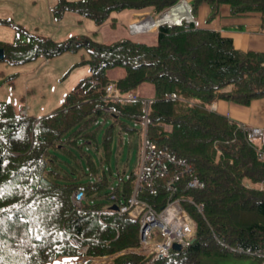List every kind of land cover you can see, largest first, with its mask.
I'll return each instance as SVG.
<instances>
[{
    "label": "trees",
    "instance_id": "1",
    "mask_svg": "<svg viewBox=\"0 0 264 264\" xmlns=\"http://www.w3.org/2000/svg\"><path fill=\"white\" fill-rule=\"evenodd\" d=\"M178 1L58 0L52 11L58 17L76 11L97 25L110 19L115 26L116 11L153 6L162 12ZM202 2L211 5L208 20L222 3L233 14L259 11L264 30V0H192V13ZM152 19L144 18L139 29ZM16 27L26 40L0 41L5 58L23 62L86 44L90 74L55 111L40 117L19 114L10 101H0V264H202L204 254L253 255L264 264V187L243 183L264 182V142L248 139L237 121L211 108L217 99L248 105L264 97L263 51L236 48L231 37L184 20L159 24L154 44L128 37L106 43L88 34L56 40ZM111 67L123 68L116 80L119 99L106 97L102 87L111 81ZM146 83L154 91L148 104L145 95L126 98ZM131 120L142 124L155 145L150 162L161 156L168 168L154 179V192L145 185L136 197L160 210L172 192L195 223L181 248L154 259L138 250L139 219L107 202L128 203L134 193L138 166L125 170L130 176L110 189L115 172H124L116 166L113 129L134 132ZM107 121L112 124L103 131L102 146L98 126ZM75 147L86 155V166ZM180 161L192 170L169 185ZM194 177L200 186H189ZM76 189L85 192L80 206L73 201ZM95 257L106 258L94 262Z\"/></svg>",
    "mask_w": 264,
    "mask_h": 264
},
{
    "label": "rangeland",
    "instance_id": "2",
    "mask_svg": "<svg viewBox=\"0 0 264 264\" xmlns=\"http://www.w3.org/2000/svg\"><path fill=\"white\" fill-rule=\"evenodd\" d=\"M162 13L163 11L154 13L157 14L156 19L153 17L152 21H150L152 23L150 27L155 26L159 22L157 21V17ZM40 16L42 19L41 25L37 22V18ZM193 16H197L196 12L193 13ZM0 19V41L26 40V35L23 31L16 27L19 24L30 32L45 33L56 38L59 31H54V29L60 26L63 21L62 17L55 15L46 0H0ZM142 22L143 20L136 19L133 21L132 27L142 32L149 31L148 28L139 29V25ZM46 26L49 29H46ZM151 30H155V28ZM128 31L132 37H136L142 33L140 31H137V33H132V30ZM81 32H87L94 39L101 40L100 34L97 35L89 31L85 23H81ZM69 36L72 35H62L61 39ZM88 57L89 50L86 44L80 45L74 50L64 51L56 56L48 57L41 54L34 59L23 62H12L4 57L0 59V101H10L15 111L19 114L22 113L21 109L24 107L28 115L40 117L49 114L62 104L67 93L74 88L82 77L90 74L89 64L84 60ZM107 72L112 77L110 80L117 83V79L113 77L118 73H123V68L111 67L107 69ZM136 91L139 95H145L147 99L154 95L153 86L149 83H146L145 87H138ZM130 123H134L137 130L134 132L120 131L117 125L113 129L114 140L112 141V146L113 150L116 149L114 157L117 162L116 166L118 169L124 171L136 168L137 166L140 168L143 158V126L138 121L131 120ZM111 124V121H107L103 125L98 126L101 144L103 131ZM241 124L245 123L241 122ZM91 151L94 152V150ZM73 152L80 157L82 165L86 166V155L82 154L81 150L77 147H75ZM87 152L90 151L87 150ZM220 152L221 150L217 149V153ZM113 165V168H116L115 161H113ZM243 183L253 188L264 187V182L253 183L243 180ZM116 185V177H114L110 184V189L112 190V187ZM107 202H109V205L117 203V201L108 199ZM157 230L155 228L153 232ZM105 258L95 257L94 262ZM201 261L202 264H258L253 255L222 256L218 254H204Z\"/></svg>",
    "mask_w": 264,
    "mask_h": 264
},
{
    "label": "crops",
    "instance_id": "3",
    "mask_svg": "<svg viewBox=\"0 0 264 264\" xmlns=\"http://www.w3.org/2000/svg\"><path fill=\"white\" fill-rule=\"evenodd\" d=\"M46 1L50 4L52 10V6L58 0ZM189 1L191 3L192 0ZM179 11V14L189 16L186 7L181 5ZM175 12H177V10ZM211 12V5L207 2H202L196 11L197 16L194 17L195 24L218 30L222 35L231 37L236 48L264 52V30H261L260 28L261 16L259 11L233 14L231 12L230 4L222 3L219 12L211 20H208ZM154 13H156V11L153 6L116 11L112 14V16L116 17V25L112 26L113 24L110 19L106 20L101 25H97L93 19L76 11L67 10L62 15V24L54 29V31H59V33L56 38H53L56 40H63L61 39L62 35L71 34L76 37H81L82 35L88 34L87 32H81V23H85L89 31L96 32L97 35L100 34V39L106 43H110L121 37H128L136 41L154 44L157 42V28L151 30L156 27V25L150 27L152 24L151 22L147 25L149 31H144L136 37H132L128 31L129 23L146 16H156L157 14ZM37 19V22L41 25V16ZM46 29H49V27L46 26ZM131 30L132 33H134L133 31H136L133 27ZM119 74L120 73L116 74L113 78L117 79L122 73ZM211 107H215L218 112L227 115L237 122H243L248 126L264 125V97L253 99L248 105L240 104L228 99H217L211 104ZM218 154L219 153H217V155ZM216 158H218V156H216Z\"/></svg>",
    "mask_w": 264,
    "mask_h": 264
},
{
    "label": "built area",
    "instance_id": "4",
    "mask_svg": "<svg viewBox=\"0 0 264 264\" xmlns=\"http://www.w3.org/2000/svg\"><path fill=\"white\" fill-rule=\"evenodd\" d=\"M189 7L191 8L190 5ZM187 19L191 20L193 18L188 17ZM132 24L133 23H130L129 25L130 29H132ZM102 87L106 97L112 99H119L122 97V92L116 82L108 81ZM138 97L137 91H130L126 94L127 99H136ZM145 102L148 104L149 99H145ZM25 111L26 109H22V113H25ZM142 122L146 128V115L142 119ZM239 127L245 131V135L248 139H260L264 142V126H246L245 124L239 123ZM143 142L142 164L136 171L137 176L134 193L129 198L128 203H126V201L124 202L123 199H120L117 203L120 211L128 212L131 217L138 218L140 221L139 236L141 247L139 251L152 253L153 258H156L168 254L174 242L185 243L194 233L195 223L186 208L181 205L180 200L172 197V192L169 194L166 204L162 206L160 210L156 209L147 201L136 197V192L145 185L149 192H154V179L156 176L168 174V168L165 166L161 156L150 162L155 151V145L149 142L145 135ZM261 154L262 153H260V155ZM180 162L182 163V168L170 176L168 180L169 185H173V180L178 174L183 172L190 173L192 170L189 162ZM129 176L130 174L127 171L117 173L116 183L122 182L123 178H128ZM201 183V180L196 177L189 180V186L198 187ZM112 197L114 198L115 194H112ZM84 199L85 192L83 189H76L73 192V201L76 206H80ZM197 206L200 210L202 209V205ZM155 228L158 230L153 232ZM74 240L76 243L78 242L77 238H74Z\"/></svg>",
    "mask_w": 264,
    "mask_h": 264
},
{
    "label": "bare ground",
    "instance_id": "5",
    "mask_svg": "<svg viewBox=\"0 0 264 264\" xmlns=\"http://www.w3.org/2000/svg\"><path fill=\"white\" fill-rule=\"evenodd\" d=\"M181 5H182L183 7H186V8H187V11H189V7H188L187 3L184 1V2L179 3V5H178L177 7H175L173 10H170V11L164 13L162 16L157 17V21H159V22H161V21H177V22H179V21L181 20V17L184 16L183 14H182V15L179 14V12H180V11H179V8L181 7ZM175 10H177V12H175ZM188 14H189V12H188ZM187 17L190 18V15L187 16ZM155 19H156V17H155ZM155 19H154V21H155ZM159 22H157V24H158ZM148 24H149V23H148ZM148 24H147V25H148ZM157 24H156V25H157ZM137 31H138V30L133 31V32H134V33H137ZM141 32H142V31H141Z\"/></svg>",
    "mask_w": 264,
    "mask_h": 264
},
{
    "label": "water",
    "instance_id": "6",
    "mask_svg": "<svg viewBox=\"0 0 264 264\" xmlns=\"http://www.w3.org/2000/svg\"><path fill=\"white\" fill-rule=\"evenodd\" d=\"M178 4V3H177ZM176 4V5H177ZM175 5V6H176ZM159 23H162V22H159ZM89 42V40H85V43H88ZM5 57V52H4V48L3 47H1L0 46V59H3ZM111 208H113V209H118L119 208V205L117 204V203H113V204H111ZM183 246V243L182 242H174L173 244H172V247L174 248V249H179V248H181Z\"/></svg>",
    "mask_w": 264,
    "mask_h": 264
}]
</instances>
